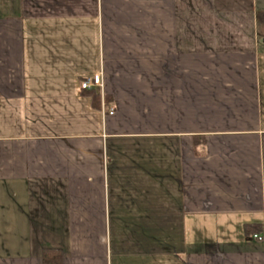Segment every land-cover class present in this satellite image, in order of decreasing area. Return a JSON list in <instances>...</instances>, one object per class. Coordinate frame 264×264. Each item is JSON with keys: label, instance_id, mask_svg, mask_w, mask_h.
<instances>
[{"label": "crops", "instance_id": "obj_1", "mask_svg": "<svg viewBox=\"0 0 264 264\" xmlns=\"http://www.w3.org/2000/svg\"><path fill=\"white\" fill-rule=\"evenodd\" d=\"M263 21L264 0H0V264H264Z\"/></svg>", "mask_w": 264, "mask_h": 264}, {"label": "trees", "instance_id": "obj_2", "mask_svg": "<svg viewBox=\"0 0 264 264\" xmlns=\"http://www.w3.org/2000/svg\"><path fill=\"white\" fill-rule=\"evenodd\" d=\"M263 39H264V21H263ZM90 94H91V96H92V100H93V105L95 106V107H98L99 106V104H100V97H99V95L98 94H95V92H89ZM108 100H106V102H107ZM251 229H248V228H246V231L248 232V233H250V232H255L254 234H259V233H261L262 232V227H260V230L258 229L257 231L256 230H253V228H254V226H251L250 227ZM41 260H42V263L43 264H61V254H60V252L59 251H57V250H52V249H45V250H43V252H42V255H41Z\"/></svg>", "mask_w": 264, "mask_h": 264}, {"label": "built area", "instance_id": "obj_3", "mask_svg": "<svg viewBox=\"0 0 264 264\" xmlns=\"http://www.w3.org/2000/svg\"><path fill=\"white\" fill-rule=\"evenodd\" d=\"M102 86V77L101 75H99V73L97 74H92L89 77H86L82 83H80V88L82 90H89L92 88H101ZM102 111H104L107 115H113L114 114V109L112 108H108L106 111L104 109V104L102 103ZM255 239H257L258 241H261L262 239L260 237H258L257 235L254 236Z\"/></svg>", "mask_w": 264, "mask_h": 264}, {"label": "rangeland", "instance_id": "obj_4", "mask_svg": "<svg viewBox=\"0 0 264 264\" xmlns=\"http://www.w3.org/2000/svg\"><path fill=\"white\" fill-rule=\"evenodd\" d=\"M107 110V109H106Z\"/></svg>", "mask_w": 264, "mask_h": 264}]
</instances>
